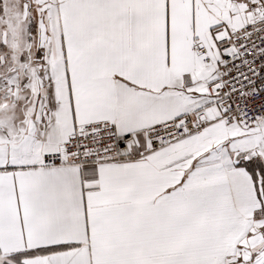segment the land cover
<instances>
[{
  "label": "snow or ice",
  "instance_id": "obj_1",
  "mask_svg": "<svg viewBox=\"0 0 264 264\" xmlns=\"http://www.w3.org/2000/svg\"><path fill=\"white\" fill-rule=\"evenodd\" d=\"M0 264H264V0H0Z\"/></svg>",
  "mask_w": 264,
  "mask_h": 264
}]
</instances>
